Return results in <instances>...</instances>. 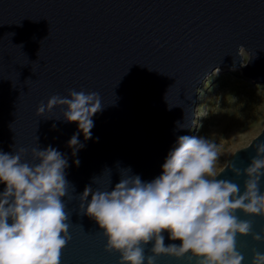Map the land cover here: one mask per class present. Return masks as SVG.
Wrapping results in <instances>:
<instances>
[{"label":"water","instance_id":"1","mask_svg":"<svg viewBox=\"0 0 264 264\" xmlns=\"http://www.w3.org/2000/svg\"><path fill=\"white\" fill-rule=\"evenodd\" d=\"M216 68H237L264 84V0H0V151L52 146L67 158L76 193L105 168L113 186L118 168L151 181L177 137L191 134L198 89ZM70 89L100 95L91 139L59 107L36 115L41 102ZM78 132L85 147L73 155L68 141ZM261 140L264 128L217 178L235 179L230 162L246 167ZM236 182L243 187V177ZM72 219L85 232L97 228L86 216ZM248 219L254 231L264 227V219ZM238 247L246 257L264 251L250 236L238 237ZM158 264L179 262L161 257Z\"/></svg>","mask_w":264,"mask_h":264},{"label":"clouds","instance_id":"2","mask_svg":"<svg viewBox=\"0 0 264 264\" xmlns=\"http://www.w3.org/2000/svg\"><path fill=\"white\" fill-rule=\"evenodd\" d=\"M54 107L87 140L92 117L104 106L99 93L70 89L67 96L41 102L36 115ZM79 132L68 141L73 155L85 147ZM254 148L246 167L230 162L227 170L235 179H218L216 143L181 135L153 180H142L130 167L118 168L119 182L113 186L112 170L105 168L82 193L66 178L67 158L52 146L0 151V183L5 185L0 264H101L103 258H115V264H158L161 257L179 264H264V251L254 248L246 257L238 247V237L264 244V227L256 232L248 219H264V140ZM240 177L243 187L236 182ZM73 214L88 217L96 230L85 232ZM166 239L179 243L166 244Z\"/></svg>","mask_w":264,"mask_h":264},{"label":"rangeland","instance_id":"3","mask_svg":"<svg viewBox=\"0 0 264 264\" xmlns=\"http://www.w3.org/2000/svg\"><path fill=\"white\" fill-rule=\"evenodd\" d=\"M190 136H203L219 148L217 172L231 154L264 128V84L237 68H216L200 85Z\"/></svg>","mask_w":264,"mask_h":264}]
</instances>
